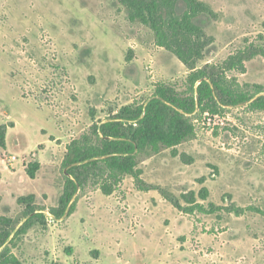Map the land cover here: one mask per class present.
I'll return each mask as SVG.
<instances>
[{
    "label": "rangeland",
    "instance_id": "374dc122",
    "mask_svg": "<svg viewBox=\"0 0 264 264\" xmlns=\"http://www.w3.org/2000/svg\"><path fill=\"white\" fill-rule=\"evenodd\" d=\"M201 1L216 13L194 18L208 41L201 64L220 62L249 42L264 43V0ZM175 10L181 14L186 4L178 0ZM186 73V66L176 56L155 43L149 27L127 21L124 7L115 0H0V124L17 125L9 133V149L0 147V162L21 150L29 152L42 137L43 130L38 128L47 115L60 137L50 144L55 152L45 156L53 163L44 164L35 179L22 170L13 173L15 167L0 171V216L21 217L17 197L29 193L36 195L38 205H56L63 184L58 165L66 152L64 143L94 119L106 118L133 99L149 95L155 82L174 81ZM229 75L239 84L262 85L263 91L257 95L264 94L262 56L246 61L244 72ZM219 114L221 121L200 119L196 136L176 146L191 163L166 148L150 156L143 153L139 167L145 181L161 185L177 197L206 186L209 201L217 205L234 202L247 210L239 216L222 212L219 218L215 213L184 214L164 202L154 233L160 232L158 225L170 224L174 237L187 240L184 248L206 257L210 264H264V110L241 105ZM31 153L17 156L21 158L19 168L32 158ZM11 161L6 160L7 165ZM125 178L110 198L113 203L122 202L124 187L133 183L131 176ZM95 189L83 188L77 201L86 199L88 204L90 191ZM99 204L106 205L104 201ZM115 215H109V224L102 218L87 226L89 235L81 228L80 212L46 229L34 224L15 241L13 252L24 264H67L64 260L72 252L68 236L76 245L77 258L90 264L88 248L104 244L109 233L114 236L112 242L118 239L116 235L121 236L128 260L140 264L130 254L133 248L138 255L145 252L146 240L134 244L130 229L111 228L117 224ZM141 235L146 239L151 232L142 228ZM52 237L56 242L49 246ZM76 261L68 259L69 264ZM189 264L205 263L194 258Z\"/></svg>",
    "mask_w": 264,
    "mask_h": 264
},
{
    "label": "trees",
    "instance_id": "16d2710c",
    "mask_svg": "<svg viewBox=\"0 0 264 264\" xmlns=\"http://www.w3.org/2000/svg\"><path fill=\"white\" fill-rule=\"evenodd\" d=\"M115 1L124 7L127 21L149 27L155 43L176 56L186 66L187 73L174 81L155 82L149 95L133 99L106 118L94 119L87 129L70 140L58 165L63 184L57 204L49 208L38 205L35 194L29 193L17 197L21 217L0 216V264H23L13 252L15 241L34 224L46 229L49 218L59 221L70 216L80 190L92 186L104 195H111L120 190L126 176L133 178L139 190L158 191L184 214L215 213L220 218L222 212L239 216L247 210L234 202L217 205L209 201L206 186L177 197L161 185L144 181L139 162L143 153L150 156L170 148L174 156L191 163V158L175 148L196 136V120L204 112L221 113L241 105L264 110V94L257 95L263 91L262 85L239 84L234 75H229L233 71L244 72L246 61L256 56L264 58V43L249 42L220 62L201 64L208 41L204 28L194 18L199 14L216 16L207 3L182 0L186 10L178 14L175 10L178 0ZM128 52L131 55V48ZM10 126L14 124H0L2 148ZM40 168V163L31 161L25 172L34 179ZM204 181L203 177L199 179L201 184ZM248 208L261 212L258 208ZM90 254L96 258L98 251L91 250Z\"/></svg>",
    "mask_w": 264,
    "mask_h": 264
},
{
    "label": "crops",
    "instance_id": "0c3cea01",
    "mask_svg": "<svg viewBox=\"0 0 264 264\" xmlns=\"http://www.w3.org/2000/svg\"><path fill=\"white\" fill-rule=\"evenodd\" d=\"M16 128H17L16 124H14V126H10L7 128L5 147L4 148L1 147L3 150L7 151L9 149L8 136L10 131L16 130ZM38 129L43 130V132L41 133L42 137L31 147L30 151L25 152L24 150H21L19 154H14L17 157L24 153L27 154L32 152L31 153L32 158H30L29 160H24L20 168L18 163L19 159H21L20 157L19 158L17 157V159L14 161H11L9 165H5L1 159L0 171L3 172L5 171V169H7L8 171H12L15 167L17 169L13 170V173H18L21 170L23 171V173H26L25 172L26 165L31 161H36L40 163L41 164L40 169L43 168L44 164H51V162L53 163L51 159L49 160L45 158L48 157L47 152L48 153L50 152L51 154L52 151L55 150L50 144H52L53 141L58 140L60 138L58 136L59 129L57 128V126H55V122L52 120L51 116L49 115H47L46 121L40 124ZM49 138H51V140ZM69 142L64 143L65 150ZM42 143H45V146L42 147L40 145ZM16 144L17 146H20L19 145L20 142L18 139L16 141ZM62 144H63L62 142L57 143L56 146H61ZM38 146L40 147L38 148ZM143 175L144 174L142 173L141 175L142 179L144 178ZM146 182L149 183V181ZM130 184L131 187L128 185L127 187L126 186L124 187V200L122 202L116 201L115 203H113L112 199L110 198H112V196L115 193L111 195H104L103 193H101L99 189L90 191L91 195L88 197L89 199L88 204L86 202V199H84V201H82V199L77 201L78 203L76 204L74 213L80 212V217H79L80 222L81 220H84V222L81 223L82 224L81 228L85 230L86 235H89L86 228L87 226L92 225L96 221H102L103 219L104 221H106V224H109L108 221L110 220L109 215L111 216L112 213L114 215L117 213V215H115L118 218L116 220L117 224H114V226L110 225L111 228L115 230H120V232H123L125 228L130 229L129 235L131 236V241L134 244L139 239L142 240L143 242H145L144 240H146L145 245L147 248H143L145 252L138 255L136 253L137 249L133 248L130 254L132 258L138 260L140 264H189V260L194 258H200V260H202V263L205 264L211 263V261H209V259H207L206 257L205 259L204 256L196 255L194 251L184 248L187 240L181 242L182 240L181 238L178 239L177 237H174V235L171 233L170 224L163 223L162 227L158 225L160 228V232L155 234L154 233V231L156 230L155 222L160 220L159 217H157V215L161 214L162 212L161 210L165 207L163 203L167 201L160 194L154 193V190L142 191L136 188L134 182ZM102 201H104L106 205L102 206L101 204H99ZM117 203L120 206H118ZM68 218L69 216L59 221H55V220L48 221V226H50L51 223H54L53 225H55L56 223L61 221L65 223L68 221ZM142 228L143 229L145 228L146 230H148V232H151V235L146 239L141 238ZM77 236L79 239L83 238L80 234L79 235L77 234ZM116 236L118 239L115 242H112L114 236L107 233V235L105 236L104 244L98 246H90L88 248L89 255L91 256V260L89 261L90 264H133L126 257L127 256L126 250L124 249L122 243L120 242L121 239H119V237L121 236L118 235ZM66 238H68L66 242H70V245L72 246V250L70 249L72 252H70L67 255V258L64 261H66V263L69 264L68 259L76 258L77 260L76 264H82L81 261L77 258L76 245L74 244V241L70 240L68 236ZM55 242H56L55 238L52 237L47 244L51 246ZM91 250L98 251V254L95 256L96 258H94V256L90 254ZM212 260L216 262V259H212Z\"/></svg>",
    "mask_w": 264,
    "mask_h": 264
},
{
    "label": "built area",
    "instance_id": "2783aa9c",
    "mask_svg": "<svg viewBox=\"0 0 264 264\" xmlns=\"http://www.w3.org/2000/svg\"><path fill=\"white\" fill-rule=\"evenodd\" d=\"M222 118L223 117L219 113L212 114V113H209V112H204L200 121H202L203 119L213 120V121H221ZM196 123L198 124L199 122L196 120ZM16 159H17V157L13 154V155H10L8 159H3V163L5 165H7L6 160L10 161V160H16ZM52 220H53L52 218L48 219V221H52Z\"/></svg>",
    "mask_w": 264,
    "mask_h": 264
},
{
    "label": "water",
    "instance_id": "95a60500",
    "mask_svg": "<svg viewBox=\"0 0 264 264\" xmlns=\"http://www.w3.org/2000/svg\"><path fill=\"white\" fill-rule=\"evenodd\" d=\"M77 194H78V193H77ZM77 194H76V195H77ZM76 195H75V196H76Z\"/></svg>",
    "mask_w": 264,
    "mask_h": 264
}]
</instances>
